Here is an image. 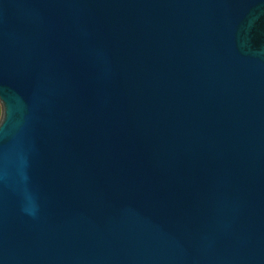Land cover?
Returning a JSON list of instances; mask_svg holds the SVG:
<instances>
[{
    "label": "water",
    "instance_id": "obj_1",
    "mask_svg": "<svg viewBox=\"0 0 264 264\" xmlns=\"http://www.w3.org/2000/svg\"><path fill=\"white\" fill-rule=\"evenodd\" d=\"M0 264H264V0H0Z\"/></svg>",
    "mask_w": 264,
    "mask_h": 264
}]
</instances>
